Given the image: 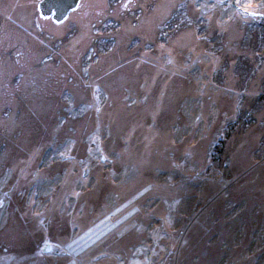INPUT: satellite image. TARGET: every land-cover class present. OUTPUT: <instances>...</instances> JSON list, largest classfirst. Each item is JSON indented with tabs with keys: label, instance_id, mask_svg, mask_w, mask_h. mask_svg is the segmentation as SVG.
I'll return each mask as SVG.
<instances>
[{
	"label": "rangeland",
	"instance_id": "374dc122",
	"mask_svg": "<svg viewBox=\"0 0 264 264\" xmlns=\"http://www.w3.org/2000/svg\"><path fill=\"white\" fill-rule=\"evenodd\" d=\"M38 3L0 0V264H264V0Z\"/></svg>",
	"mask_w": 264,
	"mask_h": 264
},
{
	"label": "water",
	"instance_id": "95a60500",
	"mask_svg": "<svg viewBox=\"0 0 264 264\" xmlns=\"http://www.w3.org/2000/svg\"><path fill=\"white\" fill-rule=\"evenodd\" d=\"M79 0H39L38 11L42 17L51 16L53 21H63Z\"/></svg>",
	"mask_w": 264,
	"mask_h": 264
},
{
	"label": "trees",
	"instance_id": "16d2710c",
	"mask_svg": "<svg viewBox=\"0 0 264 264\" xmlns=\"http://www.w3.org/2000/svg\"><path fill=\"white\" fill-rule=\"evenodd\" d=\"M264 37V36H263ZM248 71H247V73H246V76H248V74L250 73V69L248 68L247 69ZM234 126V128H236V126L235 125H233ZM234 129H233V127H231V123H230V121H228V123H227V126H226V128H225V130H224V132H223V135H222V138H220V141H224V142H226L227 141V138H228V134H230L232 131H233ZM223 142V143H224ZM221 148V147H220ZM217 150H219V149H217ZM212 152H214V153H216V155L218 156V157H221L222 156V154H223V150H219V151H214L213 149H212ZM214 183H217V182H214ZM219 185V184H218ZM123 207V206H122ZM121 207V208H122ZM119 211H120V209H119ZM118 211V212H119ZM111 223H112V221H111ZM93 239V238H92ZM94 240V239H93ZM93 240H91V239H88L87 241H86V245H84V246H82V247H86V248H88V247H90V246H92L94 243H93ZM89 242H92L91 244H88ZM86 250V249H85Z\"/></svg>",
	"mask_w": 264,
	"mask_h": 264
},
{
	"label": "snow or ice",
	"instance_id": "6c2138e0",
	"mask_svg": "<svg viewBox=\"0 0 264 264\" xmlns=\"http://www.w3.org/2000/svg\"><path fill=\"white\" fill-rule=\"evenodd\" d=\"M250 7L249 6H244L243 7V13L246 14V15H249V16H255L256 15V12L255 11H249L248 8Z\"/></svg>",
	"mask_w": 264,
	"mask_h": 264
},
{
	"label": "flooded vegetation",
	"instance_id": "af4514ba",
	"mask_svg": "<svg viewBox=\"0 0 264 264\" xmlns=\"http://www.w3.org/2000/svg\"><path fill=\"white\" fill-rule=\"evenodd\" d=\"M39 1V0H38ZM40 15V14H39ZM41 16V15H40ZM42 17V16H41ZM43 18H45V19H49V20H51L53 23H55L54 21H53V19H52V17L51 16H49V17H43Z\"/></svg>",
	"mask_w": 264,
	"mask_h": 264
}]
</instances>
